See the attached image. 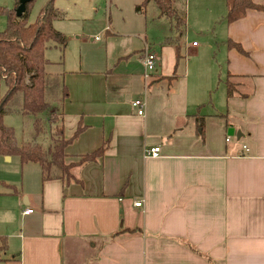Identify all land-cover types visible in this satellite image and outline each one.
<instances>
[{"label": "crops", "instance_id": "0c3cea01", "mask_svg": "<svg viewBox=\"0 0 264 264\" xmlns=\"http://www.w3.org/2000/svg\"><path fill=\"white\" fill-rule=\"evenodd\" d=\"M181 10L178 62L163 19L149 32L135 11L95 36L87 19L53 22L65 46L45 51L46 74L67 91L55 104L73 180L43 182L33 167L27 186L0 181V264H264V11L227 23L226 0H184ZM145 52L158 56L147 79ZM153 147L159 157L144 158Z\"/></svg>", "mask_w": 264, "mask_h": 264}, {"label": "trees", "instance_id": "16d2710c", "mask_svg": "<svg viewBox=\"0 0 264 264\" xmlns=\"http://www.w3.org/2000/svg\"><path fill=\"white\" fill-rule=\"evenodd\" d=\"M174 1L176 0H142L135 6V11L143 14L146 8L154 6L158 10L156 18L174 22L170 24V30L174 36L167 44L174 48L178 62L184 59L181 49L186 20L183 11L174 7ZM52 2L53 0H48L38 19L31 24L27 23L25 12L18 17L14 9L8 12L4 8L0 9V13L7 14L6 29L0 32V81L6 86V93L0 98V155L7 157L15 155L22 165L38 164L41 167L43 182L51 179L63 181L66 179L67 183L73 180L70 173L71 167L64 163V149L69 141L63 137L61 114L59 113L58 119H54L52 118L54 111L49 110L51 102L54 104L59 97H66L67 91L61 81L46 74L49 62L44 56L50 45L65 46L64 35L53 28V22L61 19L62 14L53 7ZM249 9L264 11V7L251 0H226L225 21L231 23L239 20ZM237 48L242 51L240 47L237 46ZM27 78L29 83L26 81ZM226 87L228 96L233 95L235 84L230 79L227 80ZM17 93L22 96L20 110L22 114L36 116L51 112L49 122L56 128L52 135L51 147L43 149L36 142H24L17 145L12 129L3 125V116L7 112L6 105ZM199 127L202 128V125ZM39 129L40 122L36 120V134L39 133ZM80 130V128L77 129L73 138L79 134ZM103 152L104 147H101L83 157L80 163L95 161L102 156ZM7 188L13 193L17 192L11 186ZM6 251L7 239L0 237V261L3 260V254Z\"/></svg>", "mask_w": 264, "mask_h": 264}, {"label": "rangeland", "instance_id": "374dc122", "mask_svg": "<svg viewBox=\"0 0 264 264\" xmlns=\"http://www.w3.org/2000/svg\"><path fill=\"white\" fill-rule=\"evenodd\" d=\"M19 0H0V9H3L8 12L15 10ZM73 1V0H72ZM141 2V0H83L81 1L80 8L78 2L76 7L71 6V1L69 0H53L52 5L60 13H66L68 18H75L78 20L87 19L83 24L86 34L97 35L98 30L103 26L112 23L114 25H122L129 18L136 16L135 5L136 2ZM138 3V4H139ZM183 1L176 0L174 1V7L181 11ZM48 4V0H30L29 3L25 6V14L27 23H34L41 11ZM2 7V8H1ZM58 7V8H57ZM156 9V8H155ZM152 7L146 8L143 15L147 18L149 23V32L155 30L159 24L156 20H152ZM89 11V12H88ZM158 12V10H157ZM181 13V12H180ZM87 16L83 17V16ZM161 21V20H160ZM81 23V22H80ZM79 23V24H80ZM165 30L169 28L168 25L173 24V21L164 20ZM82 25V23H81ZM7 26V14L0 13V32L4 31ZM189 27V26H188ZM192 27V26H191ZM190 34L194 35L196 29H190ZM158 31V32H157ZM156 32L160 34L161 32L157 30ZM175 33V32H174ZM174 34H172V37ZM94 38V37H92ZM190 42H195L196 44H201L202 40L199 36H192ZM185 55V50L182 52ZM29 83L28 78L26 79ZM6 93L5 84L0 81V98L3 97ZM21 94L17 93L6 105L7 112L3 116V125L12 129L17 145H21L24 142H36L43 149L51 147L53 145L52 135H54L55 129L54 126L49 122L51 112L54 111V119L59 117V107L51 102L50 113L45 112L41 115H24L21 113L22 98ZM49 102V100H47ZM54 108H56L54 110ZM53 110V111H52ZM40 120H39V119ZM38 120L40 122L39 133L36 134L35 122ZM2 156L0 155V181L20 188L21 185H28L31 182L33 167L39 169V165L29 164L27 167L22 166L17 156ZM68 179V178H67ZM67 180L65 179V182Z\"/></svg>", "mask_w": 264, "mask_h": 264}, {"label": "built area", "instance_id": "2783aa9c", "mask_svg": "<svg viewBox=\"0 0 264 264\" xmlns=\"http://www.w3.org/2000/svg\"><path fill=\"white\" fill-rule=\"evenodd\" d=\"M98 40V38H95ZM193 46H196V43H193ZM158 62V56L153 53V52H145L144 57L142 59L143 67H144V78L147 79L149 75L155 70V67ZM132 106L136 109V114L138 116H143L144 114V101L142 99H136L133 103ZM230 140V137L226 138V142ZM243 150L247 151V148L243 146ZM159 157V148L158 147H153L150 149H146L144 151V158H158ZM135 207H141L142 202H136L134 203ZM32 213V209H26L23 211V215H28Z\"/></svg>", "mask_w": 264, "mask_h": 264}, {"label": "water", "instance_id": "95a60500", "mask_svg": "<svg viewBox=\"0 0 264 264\" xmlns=\"http://www.w3.org/2000/svg\"><path fill=\"white\" fill-rule=\"evenodd\" d=\"M29 1L30 0H19L18 1V5H17V7H16V9H15V14H16V16H21L23 13H24V11H25V6H26V4L27 3H29ZM235 134V136L237 137V138H239L240 137V133L239 132H236L235 133V131H234V129L232 128V127H230V128H228L227 129V135H229V136H233Z\"/></svg>", "mask_w": 264, "mask_h": 264}]
</instances>
